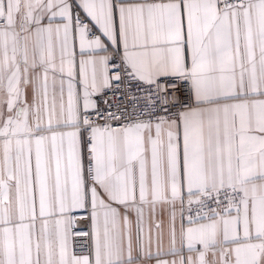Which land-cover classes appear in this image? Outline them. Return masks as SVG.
Returning <instances> with one entry per match:
<instances>
[{
    "label": "snow or ice",
    "instance_id": "snow-or-ice-1",
    "mask_svg": "<svg viewBox=\"0 0 264 264\" xmlns=\"http://www.w3.org/2000/svg\"><path fill=\"white\" fill-rule=\"evenodd\" d=\"M0 264H264V0H0Z\"/></svg>",
    "mask_w": 264,
    "mask_h": 264
}]
</instances>
